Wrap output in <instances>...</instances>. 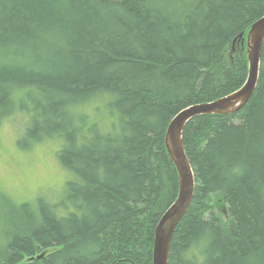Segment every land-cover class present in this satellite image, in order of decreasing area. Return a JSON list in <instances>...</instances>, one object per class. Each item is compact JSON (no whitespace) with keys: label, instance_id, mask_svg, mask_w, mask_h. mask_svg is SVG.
Returning <instances> with one entry per match:
<instances>
[{"label":"trees","instance_id":"1","mask_svg":"<svg viewBox=\"0 0 264 264\" xmlns=\"http://www.w3.org/2000/svg\"><path fill=\"white\" fill-rule=\"evenodd\" d=\"M262 17L264 0H0V124L29 115L20 145L60 141L71 174L58 201L2 198L0 264H153L179 193L168 127L244 86L239 37ZM183 138L197 185L169 264H264V46L249 103Z\"/></svg>","mask_w":264,"mask_h":264},{"label":"water","instance_id":"2","mask_svg":"<svg viewBox=\"0 0 264 264\" xmlns=\"http://www.w3.org/2000/svg\"><path fill=\"white\" fill-rule=\"evenodd\" d=\"M241 35L246 47L248 77L244 86L211 103L191 106L181 111L171 122L165 138L167 152L179 175V193L175 202L165 211L156 229L154 263L169 264L172 238L194 199L196 181L192 165L184 149L183 135L186 125L194 118L206 115H233L241 111L253 97L260 78L261 57L264 46V17L250 28L247 37Z\"/></svg>","mask_w":264,"mask_h":264},{"label":"rangeland","instance_id":"3","mask_svg":"<svg viewBox=\"0 0 264 264\" xmlns=\"http://www.w3.org/2000/svg\"><path fill=\"white\" fill-rule=\"evenodd\" d=\"M97 106L100 104H93L86 110L90 122L104 121L105 115L97 114ZM30 121L29 115L17 110L0 124V204L3 197L18 203L34 202L39 198L58 201L71 178L57 157L62 147L60 141L47 140L31 148L20 145ZM107 122L106 119L104 123Z\"/></svg>","mask_w":264,"mask_h":264},{"label":"bare ground","instance_id":"4","mask_svg":"<svg viewBox=\"0 0 264 264\" xmlns=\"http://www.w3.org/2000/svg\"><path fill=\"white\" fill-rule=\"evenodd\" d=\"M255 23H256V22H255ZM255 23H254V24H255ZM248 32H249V31H248ZM246 34H247V33H246ZM246 37H247V36H245V38H246ZM243 38H244V37H243ZM239 40L242 41L240 37H239ZM39 56H40V55H39ZM12 67H13V66H12ZM15 68H16V67H15ZM171 122H172V121H171ZM170 124H171V123H170ZM169 126H170V125H169ZM186 126H187V125H186ZM101 127H102V126H101ZM168 129H169V127H168ZM99 131H100V130H99ZM99 133H100V132H99ZM165 133H166V132H165ZM167 133H168V130H167ZM167 133H166V135H167ZM166 135H165V136H166ZM183 141H184V138H183ZM65 146H66V145H65ZM184 149H185V146H184ZM185 152H186V150H185ZM169 157H170V156H169ZM188 159H189V158H188ZM189 161H190V160H189ZM174 168H175V167H174ZM175 169H176V168H175ZM193 171H194V170H193ZM194 175H195V173H194ZM195 181H196V176H195ZM66 184H67V183H66ZM178 184H179V183H178ZM196 185H197V182H196ZM216 198H217V196H216ZM217 200H218V199H217ZM46 203H47V201H46ZM183 218H184V217H183ZM183 218H182V219H183ZM211 218H212V217H211ZM217 218H218V217H217ZM220 221H221V220H220ZM180 222H181V221H180ZM221 226H222V225H221ZM228 226H229V225H228ZM173 236H174V235H173ZM172 239H173V238H172ZM171 244H172V243H171ZM55 246H56V245H55ZM39 259H40V258H39ZM41 259H42V258H41Z\"/></svg>","mask_w":264,"mask_h":264}]
</instances>
